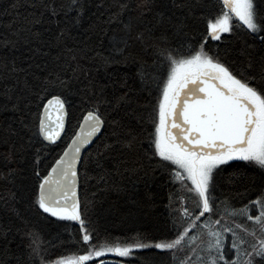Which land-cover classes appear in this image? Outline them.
I'll list each match as a JSON object with an SVG mask.
<instances>
[{
	"label": "snow or ice",
	"instance_id": "6c2138e0",
	"mask_svg": "<svg viewBox=\"0 0 264 264\" xmlns=\"http://www.w3.org/2000/svg\"><path fill=\"white\" fill-rule=\"evenodd\" d=\"M11 7L24 12L0 31V264H95L138 250L156 253L140 264H264V0H220L215 11L209 0ZM223 34L236 43L213 47ZM76 98L80 130L42 174L45 142L65 131ZM93 138L95 159L82 158ZM233 162L251 174L223 177ZM89 164L103 187L82 199L77 166L86 186ZM158 175L166 227L101 241L94 217L114 209L110 197L147 215ZM223 180L243 191L222 200ZM66 233L80 254H57Z\"/></svg>",
	"mask_w": 264,
	"mask_h": 264
},
{
	"label": "trees",
	"instance_id": "16d2710c",
	"mask_svg": "<svg viewBox=\"0 0 264 264\" xmlns=\"http://www.w3.org/2000/svg\"><path fill=\"white\" fill-rule=\"evenodd\" d=\"M209 2L214 6L213 11H215L220 6V0H209ZM14 3V0H0V31H4V25H7L14 16H16V11H19L23 14L24 9L13 10L11 5ZM201 30L203 29V24L200 25ZM213 47H219L223 50L226 46H231L236 43V37L232 34H223L222 39L219 42H211ZM74 107L69 109L68 115V124L66 131L62 138L56 142L54 145L48 142V147L45 148L44 154L47 156V159L44 161V164L41 165L42 174H46L47 170H50L51 165L59 158L73 135L75 134L82 118H83V106L81 105L79 98L73 100ZM35 111V109H33ZM103 140V137H101ZM101 140H96L95 143L88 149L83 157H89L95 159L96 152L100 146ZM3 150V149H0ZM246 162H233L232 167L227 169L225 173L222 174L223 177H227L236 169L241 171H249L245 169ZM44 165H47L45 169ZM94 166L92 164L88 165V180L85 186V177L84 172L85 168L80 166V195L83 199L87 194L89 199L92 198L94 193H97L98 187H103L102 185H97V175L98 170H93ZM251 174V173H250ZM167 177L157 178L150 183V187L147 191L152 193V202L155 204V207L148 212L147 215H144L142 212L134 211L132 215L128 214V210L131 207L130 205H125L122 201L117 203V198L115 195L110 197V201L114 205L112 211H104L99 215L95 216L94 219L97 220L98 230L100 240H109V241H118L124 242L126 239L134 237L137 233H148L156 234V230L164 229L168 221V209L165 205L168 203L167 193L169 191V186L164 184V181ZM228 181L223 180L221 185V191L223 195L221 199H224V196L235 197L237 192H242L244 181H238L235 187H229ZM159 186V187H158ZM141 195H143L145 188L141 184L139 187ZM250 199H254L255 195L252 194L249 196ZM97 199H100L99 194H97ZM236 206L239 207L241 203H247V200L241 201L239 198L236 200ZM104 208H108V203H104ZM147 211V210H146ZM69 224L70 230L72 233L77 231L78 225L77 222H65ZM62 240L65 241V246L57 250L59 255H69L72 253H78L77 246H75V240L69 234H64ZM156 253L154 251L148 250H138L134 257L122 258L117 253H105L99 258H94L95 264L102 258H114L121 261L128 262L130 264H140L141 261H149V258L154 257ZM155 264H159V260L155 261Z\"/></svg>",
	"mask_w": 264,
	"mask_h": 264
},
{
	"label": "water",
	"instance_id": "95a60500",
	"mask_svg": "<svg viewBox=\"0 0 264 264\" xmlns=\"http://www.w3.org/2000/svg\"><path fill=\"white\" fill-rule=\"evenodd\" d=\"M83 121V118H82V120H81V122ZM80 122V123H81ZM67 124H68V117H67V119H66V123H65V131H66V128H67ZM80 130V124H79V126H78V128H77V130H76V132L77 131H79ZM65 131L64 132H62L61 133V136L58 138V140L56 141V142H58L61 138H62V136L64 135V133H65ZM75 132V133H76ZM75 135V134H74ZM73 135V136H74ZM100 134H98V136H99ZM94 139V141H96V138H93ZM55 142V143H56ZM72 142V138H71V140L69 141V143L67 144V146L65 147V149H67V147H68V145L70 144ZM95 143V142H94ZM93 143V144H94ZM92 144V145H93ZM91 145V146H92ZM91 146H84V148H82V158H83V156H84V154L88 151V149L91 147ZM64 149V150H65ZM64 150H63V152H64ZM63 152L61 153V155L63 154ZM78 167V171H79V169H80V165H78L77 166ZM101 260H103L104 261V264H121V262H122V264H130V263H128V262H125V261H121V260H118V259H114V258H102V259H100L96 264H100V261Z\"/></svg>",
	"mask_w": 264,
	"mask_h": 264
}]
</instances>
